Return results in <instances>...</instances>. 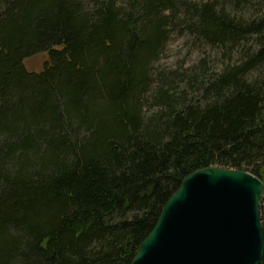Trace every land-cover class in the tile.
<instances>
[{
	"label": "trees",
	"instance_id": "1",
	"mask_svg": "<svg viewBox=\"0 0 264 264\" xmlns=\"http://www.w3.org/2000/svg\"><path fill=\"white\" fill-rule=\"evenodd\" d=\"M208 168L264 184V0H0V264H132Z\"/></svg>",
	"mask_w": 264,
	"mask_h": 264
},
{
	"label": "water",
	"instance_id": "2",
	"mask_svg": "<svg viewBox=\"0 0 264 264\" xmlns=\"http://www.w3.org/2000/svg\"><path fill=\"white\" fill-rule=\"evenodd\" d=\"M264 184L248 172L208 168L164 206L132 264H261Z\"/></svg>",
	"mask_w": 264,
	"mask_h": 264
},
{
	"label": "rangeland",
	"instance_id": "3",
	"mask_svg": "<svg viewBox=\"0 0 264 264\" xmlns=\"http://www.w3.org/2000/svg\"><path fill=\"white\" fill-rule=\"evenodd\" d=\"M196 49L191 46L190 39L182 38L178 33H174L166 46V51L161 54L159 62L154 65L156 68L172 69L176 62H182V65L189 64L193 58H197L198 53H195ZM192 54L194 56L192 57ZM213 58L215 68H219L222 65L223 57L222 53L218 50H212L209 54ZM237 57V56H236ZM50 62V55L47 52L40 53L33 57H30L25 62L26 69L32 74H41L47 63Z\"/></svg>",
	"mask_w": 264,
	"mask_h": 264
}]
</instances>
